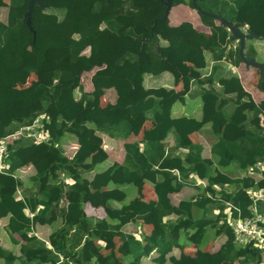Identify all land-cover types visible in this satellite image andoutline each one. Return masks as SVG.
I'll list each match as a JSON object with an SVG mask.
<instances>
[{
    "label": "trees",
    "instance_id": "trees-1",
    "mask_svg": "<svg viewBox=\"0 0 264 264\" xmlns=\"http://www.w3.org/2000/svg\"><path fill=\"white\" fill-rule=\"evenodd\" d=\"M29 1L0 0V11L7 10V21H0V137L47 114L42 131L48 139L35 145L24 138L10 143L7 172L0 173V224L7 219L11 244L18 251L0 246V260L141 264L156 252L155 264H261L264 253L237 244L232 228V219L251 215L248 192L264 189V100L256 104L238 75L215 78L224 60L235 67L244 64L232 33L198 12L206 31L189 21L172 26L169 18L162 21L166 6L160 0H43L49 8L34 7L33 34L26 18ZM179 5L194 10L192 0H173V8ZM198 5L234 24H247L264 38V0H200ZM248 43L253 54L246 52L247 57L255 58L254 42ZM174 51L195 68L203 58L207 66L213 63L210 73H201V83L192 81L201 74H177L172 87L144 91L141 80L166 73ZM100 55L105 57L96 62ZM118 66L128 68L122 78L115 76ZM87 74L88 89L83 80ZM260 88L264 92V72ZM112 89L115 102L103 106L105 92ZM195 100L202 106L201 118L184 110L173 113L176 104ZM146 121L152 126L140 141L130 142L135 128ZM248 121L255 126H247ZM205 126L215 138L210 152L219 168L235 165L246 171L262 163L260 177L216 179L214 161L205 159L207 147L188 143ZM66 137L74 139L72 156L63 148ZM106 138L123 141V159L88 180L81 168L104 162ZM27 167L31 171L25 186L21 173ZM191 175L206 187L196 185V197L175 205L174 190L190 181L196 184ZM144 182L154 187L155 199L128 202ZM61 200L67 203L64 209L58 208ZM58 218L62 226L48 239L38 236L37 226L52 225ZM137 221L150 227L148 236L137 239L123 232ZM220 223L216 236L225 241L210 251V243H204L207 230ZM101 240L106 241L104 248L97 244ZM192 245L189 260L186 250Z\"/></svg>",
    "mask_w": 264,
    "mask_h": 264
},
{
    "label": "crops",
    "instance_id": "crops-1",
    "mask_svg": "<svg viewBox=\"0 0 264 264\" xmlns=\"http://www.w3.org/2000/svg\"><path fill=\"white\" fill-rule=\"evenodd\" d=\"M126 9L131 10L132 8L129 4H127ZM2 13L3 12L1 11V15H2ZM169 20H170V24L172 26H179L181 23L189 21V22H192L194 24V26L197 28V30L206 31V28L203 26L199 15L196 14L195 11L187 5H179V6L172 8V10L169 14ZM255 41H258L257 43L254 42L256 44V45H254V47H255L254 51H256V56H257V53L262 52V46L260 45V43L264 42V40L257 39ZM246 52L253 54V50L250 49L248 41H247L246 48H245V54H246ZM249 56H251V55H249ZM103 57H105V55H103V56L100 55L99 57L95 58V61L99 62V61H101V59ZM255 58L258 61V58L257 57H255ZM207 60L209 61V57H207ZM258 62L264 63V61H258ZM168 63L170 65V68L168 69V71L166 73H164L158 77L148 75L144 79L141 80L140 86L142 87V89H144V91L156 89L157 87H162V86L172 87L173 83H174V77L177 74H180L183 76L186 75V76L191 77L194 73L200 75L203 71L204 72L207 71L208 73H210L212 66H213V63H210V64L208 63L209 65L207 66L206 60L203 58L201 61V64H200L201 66L199 68H195L192 64L181 61L179 59V57L177 56L175 51L171 53L170 58L168 60ZM219 65L221 66V68L215 76L216 80H219L220 78L225 77V76L238 75L239 78L241 79L243 87L253 96V99L256 102V104H258L259 102L264 100V92L260 88V86L262 84L263 74H261L260 70H257L255 68H251V67L248 68L245 64L240 65L239 67H235L229 62V60H224L221 63H219ZM115 69H116L115 76L118 78H122L126 75V70L128 68L118 66V67H115ZM87 75H89V76H87ZM87 75L84 77L83 80L86 84V88L88 89V88H91V85H90L91 74H87ZM200 76L201 77H199V78L193 77L192 78L193 83H201L200 79H202V74ZM33 78H35V77H32V80H31L32 84H33V82H35V79H33ZM177 89H181V86L177 87ZM189 90L191 91V88ZM115 100H116V92L113 89L108 90L105 92V95L102 98V105L105 106L109 103H114ZM182 107H183L182 110H184V112L188 113V111H189L191 116H196V118H201V116H202L201 107L202 106H201L199 100L192 101L187 106H182ZM181 114H183V113H179V115H181ZM246 125L247 126H255L253 121H248L246 123ZM151 126H152V124L150 122H147V121L139 123V127L135 128V132H134L133 136L130 137L129 141L130 142L140 141L142 139V136H143V133L145 132V130H147ZM261 126H262V128H264V118H262ZM68 138L69 137L65 138L64 143H63V148L65 150V153L68 156H72L73 152L71 153L69 151L70 146L67 143L70 141H66ZM196 142L201 143L207 147L205 159L213 162L214 158L210 152V149H211V146L215 142V138L211 134L208 126H205L200 132H198V133H196V134H194L188 138V143H196ZM170 143H172V139H170ZM123 144H124L123 141H115V140L106 138L105 145L102 148L103 152L106 154L104 162H101V163L98 162V163H94V164H91V163L86 164L85 165L86 167L81 168L85 173L84 177L86 179L90 180L94 176L95 172L102 170L105 165L107 166L109 163L114 162V161H121L123 159V157H122L123 149H124ZM32 145H35V143H32ZM73 146H75V145H73ZM72 148H74V147H72ZM96 152H97V150H96ZM183 152L186 153L187 150H183ZM214 164H215V161H214ZM215 168H216V172H217L216 179H218V180L223 179L225 182H227V180H230V179H238V178H242V177L246 176V175L240 173L243 170H241L239 167H237L235 165H231L230 167H227L226 169L223 170L215 164ZM87 170H89V171H87ZM250 170H253V169L246 170L248 175H252L256 178L260 177V172L257 171L258 169L253 170L252 174L249 173ZM30 171H31V167H27V169L23 170L21 173L22 178L23 179L27 178ZM193 176H195V175H191L190 179L192 181H195L197 178L194 179ZM190 183H191V181H190ZM190 183L188 184V186L184 187L180 191V193H176L177 190H174L173 197H174L175 205H178L180 203V201H182V200H185V199L190 200V199L196 197L197 196L196 194H199V192L195 189L197 183L196 184H193V183L190 184ZM27 185H28V182H25V186H27ZM224 186L227 189H231V186L229 184L225 183ZM142 188H143V190H142ZM155 196H156V193H155L154 187H152L151 185L144 182L139 187L133 189L130 197H128V202L131 200H134V199L144 200V201L153 200V199H155ZM66 205H67L66 201L61 200V202L58 205V208L64 209L66 207ZM112 205L115 208L121 207L120 203H117V202H114ZM109 209H111V208H109ZM89 211L92 212V214L95 213L94 210L89 209ZM100 212H101V215L105 214V212L103 210H101ZM6 225H7V219L2 220V222L0 224V246L5 248V249L11 248L9 250H13V251L16 250V252H17L18 247L15 248L11 244L8 233L5 232L9 238V241L6 240L5 235H3V232L1 231V229H3L5 231ZM219 225H221V223ZM61 226H62V220H61V218H58L57 221H55V223L52 225L37 226L36 233L38 234L39 237H42L44 239H48V237L54 231L59 229ZM123 232H126L127 234H133L137 239H141L142 237L148 236L150 234V227L143 225L141 222L137 221L136 223L127 224L123 228ZM219 233L215 234V232H214V235H218ZM219 237H221V235H219ZM224 241H225V237H224V240L217 247L218 243H215L214 241L211 240L210 245H209V250L210 251L218 250ZM6 242L8 244H6ZM97 244H98V246L104 248L106 245V241L101 240V241H98ZM4 246H7V248ZM104 252L105 251H103L102 253H104ZM189 253H191V255H192L191 257H194L193 256V253H194L193 245L188 247V249L186 250V255H189ZM191 257L189 255L186 259H189V260L193 259ZM155 258H157L156 252L152 253L149 257L143 258L141 264L142 263L143 264H155L154 263ZM0 264H2L1 260H0ZM262 264H264V262Z\"/></svg>",
    "mask_w": 264,
    "mask_h": 264
},
{
    "label": "built area",
    "instance_id": "built-area-1",
    "mask_svg": "<svg viewBox=\"0 0 264 264\" xmlns=\"http://www.w3.org/2000/svg\"><path fill=\"white\" fill-rule=\"evenodd\" d=\"M45 119H48L47 114L38 115L36 118H34L32 124L22 125L18 127L17 131H15L13 134H10L6 137H0L1 174H6L7 172L8 166L6 159L11 152V148L14 146H10V143L13 140L24 138L29 142L37 144L48 139L47 134L42 131V124L43 120ZM261 169L262 163H258L253 170L260 172ZM175 173L180 180L179 172L176 171ZM193 177L196 178L195 176ZM197 185H203L206 187V184L203 182L197 181ZM248 195L252 200V205L250 207L251 215L246 218L238 217L236 219H232V228L235 236V242L239 245H253L255 248L260 249L264 253V189H251L248 192ZM208 196L210 197V195ZM212 197L215 198L214 196ZM222 202L225 203L231 211L236 210L232 202L227 200H222ZM230 215L231 213H229V216Z\"/></svg>",
    "mask_w": 264,
    "mask_h": 264
},
{
    "label": "water",
    "instance_id": "water-1",
    "mask_svg": "<svg viewBox=\"0 0 264 264\" xmlns=\"http://www.w3.org/2000/svg\"><path fill=\"white\" fill-rule=\"evenodd\" d=\"M160 1L166 6V10L162 18V21H164L169 18V14L173 8V0H160ZM198 1L200 0H192V5H193L194 10L203 16L219 21L229 32H231L234 39L240 44L239 54L243 60V63L248 68L251 67V68L260 70L261 74H263L264 63L258 62L257 59L254 57L253 58L247 57V55L245 54V48H246L247 41H253L257 39L264 40V38L259 37L254 32H252L249 29L247 24H234L231 21L224 18L223 16H221L220 14H213V13H210L202 9L198 5ZM35 6H40L45 9L49 8V5H46L43 2V0H30L29 1L28 12L26 13V18H27V25L29 26L30 31L33 32V34H35V31L32 28V14H33V10ZM0 15H1V11H0ZM156 23L157 21L155 22L152 28L153 33L155 32Z\"/></svg>",
    "mask_w": 264,
    "mask_h": 264
},
{
    "label": "rangeland",
    "instance_id": "rangeland-1",
    "mask_svg": "<svg viewBox=\"0 0 264 264\" xmlns=\"http://www.w3.org/2000/svg\"><path fill=\"white\" fill-rule=\"evenodd\" d=\"M195 11V10H194ZM3 13H2V15L0 16V21L1 22H3V23H5L6 21H7V10H4L3 9V11H2ZM195 13L197 14V12L195 11ZM252 42V41H251ZM253 42H258V41H253ZM254 45H256L255 43H254ZM260 45L262 46V52L261 53H257V58H258V61H264V42H262V43H260ZM87 76H89V75H87ZM183 109V107H182V105H180V104H176L175 105V107H174V110H173V113L177 116L179 113H183L181 110ZM74 139L71 137H69L66 141H70V142H67L68 143V145L70 146V148H69V151L72 153V151H73V141ZM122 153V152H121ZM124 156V151H123V154H122V157ZM255 168V167H254ZM254 168H251V169H254ZM244 172V173H243ZM240 173H242V174H244V175H246L247 174V172L246 171H242V172H240ZM249 173L250 174H252L253 173V170H250L249 171ZM29 174H30V172H29ZM191 177V176H190ZM194 179H196V178H194ZM25 180V182H28V177L27 178H25L24 179ZM195 182L197 183V180H195ZM233 188V187H232ZM191 189V188H190ZM180 191H181V189H179V190H177V192L176 193H180ZM198 192H200L199 190H198ZM196 195H198V194H196ZM31 217H32V215H30ZM246 218V217H245ZM222 223H221V225H219V228L217 227V228H209L208 230H207V235H206V238H205V241H204V243H206V244H208V242L210 243V241L212 240V241H214L215 243H218V245H217V247L220 245V243L224 240V236L223 235H221V237H219V236H216V235H214V232H215V234H217V233H219L222 229ZM1 231L3 232V235H5V238H6V240L7 241H9V238H8V236H7V234L6 233H8L7 232V228L5 227V231L3 230V229H1ZM6 232V233H5ZM176 236H177V234H176ZM216 240V241H215ZM214 243V244H215ZM6 244H8L7 242H6ZM4 247H6L7 248V246H4ZM8 249H11V248H8ZM189 255L190 256H192L191 255V253H189ZM263 259H264V256H263ZM2 264H5V263H3L2 262ZM143 264V263H142Z\"/></svg>",
    "mask_w": 264,
    "mask_h": 264
},
{
    "label": "flooded vegetation",
    "instance_id": "flooded-vegetation-1",
    "mask_svg": "<svg viewBox=\"0 0 264 264\" xmlns=\"http://www.w3.org/2000/svg\"><path fill=\"white\" fill-rule=\"evenodd\" d=\"M236 45H237V46H238V45L240 46L239 42H236L235 46H236Z\"/></svg>",
    "mask_w": 264,
    "mask_h": 264
}]
</instances>
